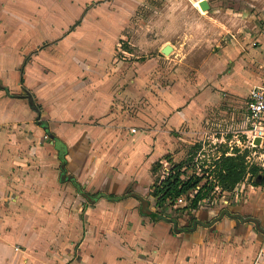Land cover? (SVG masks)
<instances>
[{"label": "crops", "instance_id": "0c3cea01", "mask_svg": "<svg viewBox=\"0 0 264 264\" xmlns=\"http://www.w3.org/2000/svg\"><path fill=\"white\" fill-rule=\"evenodd\" d=\"M233 57L211 79L217 90L228 91L232 75L252 87L264 81L257 49L237 47ZM11 58L0 44V65L12 70ZM75 68L38 76L39 114L22 75L0 77V264H264V185L244 181L211 207L149 216L155 178L184 160L213 98L202 80L176 81L146 107L135 81L137 89L115 90L129 75L103 77L93 66L98 77L73 80Z\"/></svg>", "mask_w": 264, "mask_h": 264}, {"label": "rangeland", "instance_id": "374dc122", "mask_svg": "<svg viewBox=\"0 0 264 264\" xmlns=\"http://www.w3.org/2000/svg\"><path fill=\"white\" fill-rule=\"evenodd\" d=\"M200 1L0 0L1 51L17 59L12 70L9 64L0 65V77L16 71L17 82L22 75L32 96L40 89L41 73L74 64L73 80H90L97 75L89 69L97 66L103 77L129 75L126 81L115 82V90L139 85L147 94L144 105L150 107L149 96H163L176 81L194 86L202 80L201 87L218 99L205 103L203 121L191 129L182 155L186 160L197 153L194 171L201 172L223 149L245 144L244 94L252 85L232 75L225 85L228 92L217 90L211 79L220 74L221 61L225 60V71L230 68L227 60L234 58L237 47H252L264 56V0H205L206 11L200 9ZM164 45L172 48L167 55L159 52ZM261 61L258 68L264 72V57ZM217 107L224 108L226 116L217 114ZM198 142L203 146L195 150L192 144ZM218 195L214 203L210 199L201 206L218 204Z\"/></svg>", "mask_w": 264, "mask_h": 264}, {"label": "trees", "instance_id": "16d2710c", "mask_svg": "<svg viewBox=\"0 0 264 264\" xmlns=\"http://www.w3.org/2000/svg\"><path fill=\"white\" fill-rule=\"evenodd\" d=\"M22 74V71L20 72ZM19 83L22 85V77ZM25 91V88L22 87ZM27 91V90H26ZM31 108L38 114L40 106L36 104L33 96L29 98ZM203 144H195V150L201 149ZM228 149H223L217 158L211 159L207 168H201V172H195L197 153L188 155L184 162L174 164L171 171L164 178H155L151 186L150 196L155 198V211L149 216L153 220H162V213L159 210L163 207H171L179 197H184L186 203L182 207H176L175 211L182 213L196 210L200 202L206 200L209 195L218 189L221 193L231 192L239 183L247 181L251 186L258 187L264 185V170L255 165L248 166L245 160L247 152H238L233 148V153L227 155ZM205 165V160L202 167ZM77 188L79 187L76 184ZM85 198L87 195H83ZM88 198V197H87ZM174 222L173 220H168Z\"/></svg>", "mask_w": 264, "mask_h": 264}, {"label": "built area", "instance_id": "2783aa9c", "mask_svg": "<svg viewBox=\"0 0 264 264\" xmlns=\"http://www.w3.org/2000/svg\"><path fill=\"white\" fill-rule=\"evenodd\" d=\"M244 106L246 111V140L244 146H241L240 148L236 146V148L238 149L239 153L247 151L245 160L248 166L255 165L264 170V81H262L261 84L253 86L248 91ZM131 132L134 133L135 130L132 129ZM256 140H258L257 143ZM232 152L233 148H230L227 152V155H231ZM171 169L172 168H163L162 172L160 173V178H164L171 171ZM237 192L242 193L243 191L238 190ZM216 193L219 194L216 197H219L222 194L218 189H215L206 200L200 202V206L203 203L209 202L210 199L213 201V203L214 201H217L214 199ZM185 203V198L181 196L176 200L174 205L167 207V210L173 212L175 211L176 207H182L185 205ZM166 213L168 212L166 211L165 214Z\"/></svg>", "mask_w": 264, "mask_h": 264}, {"label": "water", "instance_id": "95a60500", "mask_svg": "<svg viewBox=\"0 0 264 264\" xmlns=\"http://www.w3.org/2000/svg\"><path fill=\"white\" fill-rule=\"evenodd\" d=\"M198 5L202 11H206L209 9V5L207 4V2L205 0H201ZM170 51H171V47L165 46L164 48L161 49V54L167 55V54H169ZM257 142H258V140H256V143Z\"/></svg>", "mask_w": 264, "mask_h": 264}]
</instances>
